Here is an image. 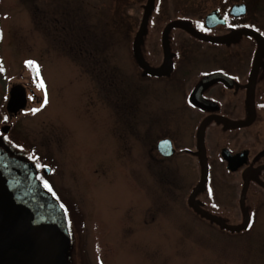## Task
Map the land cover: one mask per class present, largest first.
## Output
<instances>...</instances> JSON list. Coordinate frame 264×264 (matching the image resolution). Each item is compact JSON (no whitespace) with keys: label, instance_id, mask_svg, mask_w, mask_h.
<instances>
[{"label":"rangeland","instance_id":"1","mask_svg":"<svg viewBox=\"0 0 264 264\" xmlns=\"http://www.w3.org/2000/svg\"><path fill=\"white\" fill-rule=\"evenodd\" d=\"M218 1L209 0L207 10ZM105 3L0 0V124L9 87L17 82L37 76V93L48 101L39 111L20 116L7 139L16 137L22 147L26 140L34 167H51V176L43 179L51 181L62 202L86 216L87 229L97 241L110 244L109 264H264V219L261 230L254 231L252 248L221 246L217 234L212 232V240L199 224L189 230L191 217L182 207L199 179L200 165L189 156L181 157L176 167L144 161L146 148L159 133L171 131L179 144L188 138L193 142L195 125L190 122L189 130L181 116L179 91L148 85L136 90L133 38L124 36L116 23L107 24L113 9ZM75 50L84 66L91 62L95 67L94 74L74 70ZM104 66L110 80L103 77ZM135 112L143 145L135 139L134 124L133 132H122L124 117L134 121ZM145 209H157L159 229L153 237H136L129 221Z\"/></svg>","mask_w":264,"mask_h":264},{"label":"flooded vegetation","instance_id":"2","mask_svg":"<svg viewBox=\"0 0 264 264\" xmlns=\"http://www.w3.org/2000/svg\"><path fill=\"white\" fill-rule=\"evenodd\" d=\"M208 2L106 0L105 4L113 9L107 24L116 23L124 31V36L133 38V56L139 81L136 90L142 92L148 85L179 91L181 116L186 119L189 130L190 122L195 125L194 143L188 138L179 144L171 131L159 133L143 155L146 163L157 166L160 163L180 166L179 159L183 156L184 159L189 156V161L194 159L196 165H200L199 179L189 189L182 206L185 214L191 217L188 229L195 231L199 224L202 232L211 234L212 240L215 239L212 232L217 234L215 241L221 246L252 248L256 240L254 231L261 230V220L264 219V0H221L210 10H207ZM235 6L239 7L233 9ZM213 11L219 12L223 22L216 25L207 23L208 14ZM114 14L119 18H113ZM186 27L209 38L231 36L225 42L201 39ZM137 39L138 51L135 50ZM72 57L74 70L82 68L86 69L84 73H95L91 62L87 66L80 62L79 50H75ZM167 57L170 63L163 68L164 72L158 73L167 62ZM108 69L104 66L102 73L105 79L110 80ZM38 81L35 76L32 81L16 83L26 88V107L31 111H27L26 107L16 113L9 111L12 87H9L6 105L2 108L5 114L0 124V164L10 173L15 171L20 174L34 167L29 152L32 146L25 140L23 146L27 147L24 148L16 144L19 141L16 137L8 140L7 136L20 116L35 113L38 107L44 105L43 95L37 93ZM138 117L137 112L134 121L124 117L122 132L124 135L133 132L131 125L134 124L135 139L142 144ZM232 122L244 125L233 126ZM203 123L207 177L195 193L204 169L198 138ZM163 140H170L171 143L168 142L162 149L160 142ZM122 144H125V139ZM166 152L171 154L165 155ZM46 166L49 165L34 167L37 184L32 189L40 186L56 202L67 220L70 245L65 260L68 264H109L106 257L111 250L110 244L97 241L95 235L88 231V220L77 206L66 205L60 200L61 195L54 190L51 181L48 183L43 179V175L47 178L51 176L45 174ZM155 210H140L129 221L135 228L133 234L136 237L144 234L153 237L158 232L155 222L159 216H156ZM144 218L149 221L140 220ZM149 223L152 227L146 226ZM263 232L260 239L264 237ZM249 256L248 260H251Z\"/></svg>","mask_w":264,"mask_h":264},{"label":"water","instance_id":"3","mask_svg":"<svg viewBox=\"0 0 264 264\" xmlns=\"http://www.w3.org/2000/svg\"><path fill=\"white\" fill-rule=\"evenodd\" d=\"M239 6L233 7V9ZM218 11L207 16L209 25L223 22ZM181 24V22H175ZM186 26V25H184ZM192 34L207 40L225 42L231 36L209 38L186 27ZM137 39L135 50L138 51ZM162 66L158 73H162L168 63ZM8 108L11 112H18L27 105V92L23 85L15 84L11 88ZM233 126H243L244 123L232 122ZM204 129L201 125L198 133L201 160L203 162V175L201 182L195 190L201 188L207 177V166L204 153ZM170 140L160 142L163 149ZM173 150V149H172ZM172 152V151H171ZM171 152L164 153L170 155ZM34 167L31 166L23 172L10 173L0 164V264H68L65 260L70 245L67 220L59 206L40 186L36 185ZM46 174L52 169L44 168Z\"/></svg>","mask_w":264,"mask_h":264},{"label":"snow or ice","instance_id":"4","mask_svg":"<svg viewBox=\"0 0 264 264\" xmlns=\"http://www.w3.org/2000/svg\"><path fill=\"white\" fill-rule=\"evenodd\" d=\"M29 65L36 67L37 72H39V66L38 65H35L34 62H29ZM41 87H43V84H41ZM47 102H48L47 101V96H45L44 103L47 104ZM36 111H39V109H37ZM250 227H251V225H250Z\"/></svg>","mask_w":264,"mask_h":264}]
</instances>
